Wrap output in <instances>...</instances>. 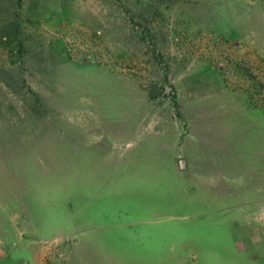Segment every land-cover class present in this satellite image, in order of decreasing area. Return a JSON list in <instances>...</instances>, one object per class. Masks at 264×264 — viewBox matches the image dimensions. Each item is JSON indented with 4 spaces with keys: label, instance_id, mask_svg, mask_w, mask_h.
<instances>
[{
    "label": "rangeland",
    "instance_id": "374dc122",
    "mask_svg": "<svg viewBox=\"0 0 264 264\" xmlns=\"http://www.w3.org/2000/svg\"><path fill=\"white\" fill-rule=\"evenodd\" d=\"M147 130L180 133L219 196L202 185L200 211L144 161L153 224L136 228L112 156L161 142ZM40 248L42 264H264V0H0V264Z\"/></svg>",
    "mask_w": 264,
    "mask_h": 264
},
{
    "label": "crops",
    "instance_id": "0c3cea01",
    "mask_svg": "<svg viewBox=\"0 0 264 264\" xmlns=\"http://www.w3.org/2000/svg\"><path fill=\"white\" fill-rule=\"evenodd\" d=\"M145 133L146 134L149 133L150 136L152 135L149 141H153V139L156 137L158 138L166 137L165 136L166 134L164 132L160 133L159 130H153V131L147 130ZM179 136H180V133H177L175 136L176 138L174 139L173 137L171 143L168 142V140H162L161 138V142L152 143L149 146H147V148L144 147L141 150L138 148V141L136 140L137 137L136 138L134 137L133 140L131 139L132 141H130L126 149L124 148L123 150L116 151L115 155L112 156L113 157L112 166L115 167V169L113 170L114 172L113 174H115L116 167H117V169H119V172L117 175L122 176L120 180H125L129 182L131 181V183H129L130 185L129 193L122 194L123 198L125 199L124 202L129 203V206H131V203L132 204L135 203L137 206H140V208L136 207L137 209H134V207L132 209L130 208L129 212L132 213V212L140 211V214H143V212H146L144 214H147L148 210L150 209L148 208L147 205L146 207V206H141L140 204L136 203V200L140 199V196L139 194H137L136 190L134 189V185L132 184L133 180L136 178V175L132 178L133 174L131 173V171L134 169V166L139 167V164H141L144 161L152 160L151 164L153 165L154 164L159 165L160 162H164L167 164V166H172L171 175L168 174L169 175L168 177L172 178V180L175 182L174 185L176 186V188L173 189V192L175 193L174 190H177L179 192L178 195H180V193H182V195L184 194L186 195V190L187 192L192 190L194 194L193 195L194 199L192 200V197H189L188 202L190 204L192 203L195 204V207H198L199 210L202 206L201 200H199V198L202 196V190H201L202 185L206 187V190L204 191V193H207V194L210 193L211 196H219V194L216 195L217 192H214V189L216 187L215 175L210 174V173L203 174L201 171H196L195 165L196 163H199V162L195 158L193 161H190L187 158H184L185 147L183 143L182 144L179 143L178 141ZM110 155H112V153ZM123 165L126 166V168H123ZM127 170L129 171V173H125ZM109 176L110 174L109 172H107L106 179H108ZM188 180L193 181L192 186L187 185L190 183ZM35 202L36 201H34V203ZM160 204H162V202H160ZM177 204L179 205L180 203L178 202ZM200 211H197V214ZM131 213H129L130 220H132L131 219L132 216L130 215ZM140 216L141 218L144 219L145 215H140ZM34 220L39 221V217ZM133 221H134L133 223H129L127 225L135 226L136 228H138L143 225L150 226L153 224V222L149 221L148 214H147L146 219L144 220H133ZM113 226L120 227V225H113ZM9 228L11 229V232L6 237L7 238L6 242L10 244H14L15 239H17V242H20L22 244V249L25 248L26 247L25 245L26 234L23 235L22 233H20L19 232L20 228L16 224H10ZM4 243H5V240H4ZM9 251L10 249H7V252L5 253V255L7 256V259H8ZM46 251L42 250L41 248L37 250H33L32 251V256H33V261H34L33 264H42L43 258L46 256ZM15 255L19 256L18 253H16Z\"/></svg>",
    "mask_w": 264,
    "mask_h": 264
}]
</instances>
